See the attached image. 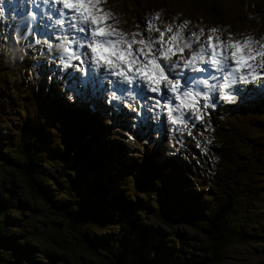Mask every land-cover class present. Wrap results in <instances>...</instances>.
I'll return each instance as SVG.
<instances>
[{"label": "trees", "instance_id": "16d2710c", "mask_svg": "<svg viewBox=\"0 0 264 264\" xmlns=\"http://www.w3.org/2000/svg\"><path fill=\"white\" fill-rule=\"evenodd\" d=\"M135 1L141 2L144 8L161 7L152 5L149 0ZM157 2L164 4L165 0H157ZM176 7L178 10L185 9L191 15L204 21L230 27L232 30L236 29V16L232 15L223 0H177ZM162 8L166 11L171 10ZM8 67L10 66L1 56L0 194L5 193L6 197L0 196V264L5 263L2 258L3 254L14 250L10 245L9 235H6L12 228V224L5 218L7 206L13 204H18L20 209L18 216L29 215L27 205L36 204L37 206L30 207V209L41 220L36 228V225L30 226V220L27 218L19 220L17 243L28 245L29 242L31 244L28 237L44 236L45 225L49 226L52 223L51 234L59 241L70 240L72 242V237L77 235L87 244L91 255L87 256L84 251H81L76 258L71 259L72 262L65 261L66 264H84L86 259L95 264L102 262L140 264L126 249L128 246L137 249L139 242L136 238L139 224L143 218H150L148 211L150 213L155 211L159 216L164 217L168 227L175 229L181 238H192V247L201 254L205 264H234L237 260L247 261L246 255L249 253L259 254V238L264 239V232H257L255 224L245 221L243 217L250 216L252 217L250 220L254 221L264 216V102L263 110L259 112V116H256L257 121L250 119L248 127L253 132L247 135V144L242 149L236 144L233 147L230 145L233 153L219 163L215 174L210 180H206L208 185L200 184V193L192 201L191 198L174 193L175 188H168L159 171H149L144 174V170L137 165V156L125 155L129 148L125 142L114 138L113 142L107 144L106 137L111 131L109 123H107L108 131L105 141L100 143L101 146L98 145L100 141L92 135L82 134L80 127L74 134L70 132L69 126L66 128L65 125L60 126L57 128L58 136L61 132L66 133L65 140L58 139L57 142H53L55 153L61 157L55 170L56 179L62 182L65 193L72 194L74 198L72 203L55 193L54 186L43 182L44 177L39 171L43 165L40 162L42 154L32 152V148L45 152L44 145L37 140L39 131H36V128H39V122L36 120L30 122L34 127L33 132L28 127L22 129L18 126L17 128L9 113L10 105L19 104V99L23 96L32 97L37 104L45 106L47 102L45 93L51 90L49 86L51 81H54V77L51 73L43 72L31 80H26V76L21 73L20 69L11 72L7 70ZM41 91L42 95H39ZM34 100L30 101L32 102L31 108L24 109L31 110L35 105ZM4 117L9 120V124H5ZM235 118L238 116L234 115L232 119ZM96 119L104 121L98 114L88 113L87 119L83 121L84 126L96 122ZM14 133L18 134L17 140L12 137ZM94 143L100 147H96ZM116 144H120L122 148L118 155L114 156L113 149ZM62 148L66 151L64 154L61 151ZM98 148L110 150L104 153L101 149L99 154ZM125 158H129V165L122 163L120 171L127 174L126 181H120L116 178L119 175L110 173L109 170L112 169L113 159ZM105 159H109L110 162L105 163L104 168H100V163ZM162 163L154 156L141 162V164L154 165ZM106 167L110 168L105 169ZM137 171L141 173V176L136 173ZM133 174L136 176L135 185L131 184ZM194 177L199 181L197 175ZM29 186H33L32 191L20 195L19 191ZM156 192L159 195H157V206L154 207L151 205L154 203L151 198L156 195ZM55 195H59L60 201L51 202V198ZM46 204L50 205L51 208L48 211L52 215L42 217V208ZM169 212H172V215ZM79 217L83 218L84 224H78ZM143 225L152 238L155 234L152 226L149 222ZM69 228L78 230L74 233ZM108 229L113 231L115 239L105 235ZM58 234L60 236H57ZM150 242L153 243L152 247L149 245ZM142 250L148 257L154 252L156 258H162L163 262L160 264H184L168 260L166 258L167 244L160 240L143 242L139 251L143 253ZM33 254L38 258L43 257L40 260L34 258L37 264H42L45 258L50 262V258L44 252ZM202 262L190 261L188 264H202ZM256 263L264 264V260L256 261ZM52 264H57V262Z\"/></svg>", "mask_w": 264, "mask_h": 264}, {"label": "snow or ice", "instance_id": "6c2138e0", "mask_svg": "<svg viewBox=\"0 0 264 264\" xmlns=\"http://www.w3.org/2000/svg\"><path fill=\"white\" fill-rule=\"evenodd\" d=\"M4 2L5 0H0V16L4 12ZM43 2L48 4L49 0ZM55 2L62 4V9L57 10L60 16L55 19V25L63 26L67 23L69 29L83 34L76 40L65 37L55 46L62 56H66L69 61L78 60L81 64L86 60L91 61L88 67L104 69L106 78L114 76L122 84L138 85L131 88L129 95L143 96L145 85L152 93L162 94L161 85H164L173 96L162 95L165 103L162 104L161 100L157 99L156 106L167 110V122L173 125L175 130H187L190 136L193 133L189 128V121H193L192 127L196 126L195 121H203L204 110L215 106L214 98L206 92L194 91L188 86L189 83H195L208 87L207 79L200 81L196 77L185 79L184 72L182 70L177 72L176 69H191L197 73L212 69L220 73L221 83L215 90L220 92V99L227 102L235 99L228 89L238 82L249 83V78L257 79L261 75V70H264V44L253 41L252 37L238 40L233 39L230 33L224 38L217 28L210 29L206 37L203 28L189 35L185 31L190 23L188 20L177 24H164L162 27L157 26L154 21L148 22L145 31L158 32V37L145 36L141 32L127 33L111 23L116 20V14L104 8L108 0H55ZM69 13L70 20L66 21L64 17ZM159 16L160 13H156V18ZM116 22L118 23V20ZM35 43H47L49 49L53 48V44L48 40L36 39ZM73 44L84 51H74ZM174 57L176 59H173ZM65 66L70 65L66 63ZM201 97L212 102L201 106L199 102ZM173 100L179 101V104H174ZM184 109L191 115H186ZM176 112L179 114H174ZM177 125H181L182 128H177ZM199 146L198 142L197 147Z\"/></svg>", "mask_w": 264, "mask_h": 264}, {"label": "rangeland", "instance_id": "374dc122", "mask_svg": "<svg viewBox=\"0 0 264 264\" xmlns=\"http://www.w3.org/2000/svg\"><path fill=\"white\" fill-rule=\"evenodd\" d=\"M33 0H11V5L13 6V8H15L16 12H18L19 14H22L23 16L21 18H19V21L17 22V26H16V38L15 40L21 44L24 41V36L25 35H29L34 33V36L32 38V54L37 52L38 49V44L35 43L36 39H40L41 36V30L42 28L45 27V25H47L48 23L45 20V16H44V11H42L41 16L38 20V25L37 26H29L26 25L27 22H32L31 17L29 20V17L27 15L26 12V8H27V4L31 3ZM261 1V3L259 2ZM109 5H111V8L116 12V13H129L130 10L127 7V3L125 0H117L115 2H113L112 0H108ZM223 3L225 6H227L229 3L235 5L233 8H229V10H231L232 15L236 14V13H243L247 10H249L251 12V15L249 17H247L242 24L238 26V29L242 28L243 26H246L248 24V22L250 21L251 18H255L257 13H255V8H259L263 5L264 0H223ZM8 6H9V0H5L4 2V12H6L8 10ZM188 13V11H187ZM2 17H4V13L2 15ZM261 17L264 19V12L261 14ZM6 18H8V15H6ZM162 23H166V20L163 19L161 20ZM22 23H25L22 26ZM134 20L130 22V24H133ZM146 27V25L144 26ZM135 28V27H133ZM34 29V31H30ZM3 31H7L8 30V24H5L3 26ZM194 31L198 32L197 29V25H194ZM263 33H264V26H263ZM4 32H0V36L3 35ZM6 36L10 35V32L5 34ZM7 40V39H6ZM27 40V38H26ZM25 40V43H26ZM255 40L257 42H263L264 41V36L257 34ZM1 39H0V55H1V51L5 50L3 49V47H1ZM29 43V42H28ZM58 45V44H57ZM195 47V45L193 46ZM57 49V53L60 56L59 59H47V68L56 71L58 68H66L67 69V74H66V80H65V89H63L60 93L59 92H55L53 91L52 94H46L47 98H48V106H47V110H44L46 105H39V104H35L33 106V108L31 110H29L28 114H25V121L21 122V127L23 128H29L31 130V132H33L34 127L31 125V121L36 120L39 123H42L41 126H39V128H36V131H39L38 135H37V140L44 145L45 147V152H41V149H35L32 148V152L36 151L39 155L42 154V156H44L45 158H49L51 157L52 159H55L57 162L61 160V157L58 156L55 153V146L53 145V142H57L58 139L61 140H65V133L66 132H61L60 136H58L59 132L55 129H53L50 125H47L46 127L43 124V121L45 120V118L50 117L52 119H54V117L52 116V114L48 113L49 110L52 111V113H54L57 117V122L59 123L58 126H56V128H59L62 125L65 124H69L73 130H75L79 125L83 124V121L87 118V113L86 112H81L79 115H76L75 118L71 119L70 114H76L77 110H71V111H67L69 110V108L72 105H78L77 101V95L79 94L78 90H69L67 88V86L71 87L73 86L75 83H78V81H75V78H73L74 76L79 77L80 71L76 74V72L74 71V68H76L78 65L76 63H70L69 60H67L66 56H62V53L60 52V50L58 48ZM43 52V56L47 53L48 48L45 47ZM185 55H187V52L185 53ZM33 58L30 57L29 60L31 61ZM28 61V60H27ZM68 64L70 66H65V64ZM89 64L88 61H86V63L84 64L85 67H87ZM84 67V68H85ZM12 71H15L16 68H9ZM27 72V71H26ZM29 72V71H28ZM60 75V74H59ZM101 77H103L104 75H100ZM114 81L118 82L119 79L118 78H114ZM105 82V81H104ZM183 83V82H182ZM100 85V84H98ZM84 92L85 94H87L86 97V105H91L93 106L94 104V100H90L91 94L93 93L92 90H90V87L88 88L85 84V88H84ZM62 94V95H61ZM39 95H42V91L39 93ZM101 99L102 100H106L108 102H110L111 100L109 99V97L107 96V94H101ZM70 98V100H68L67 98ZM129 100H134L133 98H129ZM132 103H129L127 106H131ZM32 106V102L29 101V98L27 96H23L20 97L19 99V104L18 106H11V117L13 118V120L15 121L14 124H16L18 126L19 121L22 119V116L19 115L18 111H17V107L18 108H31ZM104 106H107L110 108V105L107 104H101L98 106L99 109L103 108ZM78 108V107H77ZM260 109V106L258 104L255 103H251L248 105L247 111L246 112H242V111H236V113L239 114L240 116V120L242 121V126L245 127V125L250 122V119H254V121L256 120V116L258 115V111ZM90 110V108H89ZM107 119H105V122H101L100 120H97L98 124L104 125L105 127H107ZM237 120L235 121L236 124V129L238 130L239 133V138H240V142L242 144H246L247 143V138L245 137L246 134H244L243 132H241V128L239 125H237ZM41 129V130H40ZM246 129V128H245ZM45 131V132H44ZM250 132V131H249ZM251 133V132H250ZM112 134H117V131H113ZM119 137H121L122 139H125L124 134L121 132L118 134ZM14 140L18 139V134L14 133V135L12 136ZM14 145V144H13ZM130 145V150L131 152H136L137 153V147L135 144L133 143H129ZM122 148V146L120 144H117L114 148V154L117 155V153L119 152V150ZM63 153H65V149L62 148L61 150ZM134 152V153H135ZM104 162H108L107 159L104 160ZM128 161L126 160V162H124V164L127 166ZM46 168H50L49 165H45ZM116 168V173L117 175H119V178L121 180H125V177L127 176V174H125L124 172H121L120 169L122 168L120 166V163L117 162V165H115ZM139 176H141L140 172H136ZM44 177V176H43ZM33 186H29L27 188H25L24 190H20L19 193L24 194L26 192H30L32 191ZM157 195L158 192H156V195H154L151 199L154 202L153 206L156 207L157 206ZM0 196H5V193L0 194ZM82 198V197H80ZM18 204H13V205H8L6 208V216L5 218L7 219V222H10L12 224V228L9 229L8 234L6 233V235H9V238L11 239L10 241V245L13 246L14 250L12 252L10 251H6L2 258L5 260V263L2 264H6V262H9V264H34L36 263L35 259L40 260L43 259V257L38 258L36 257L33 253L35 252H44L46 256H48L50 258V262L48 261V259H44L42 264H52L54 262L60 263V264H66L65 261H70L72 262V258H76L81 251H84L85 255H91L88 252V246L87 244H85L83 241H81V238H79V236L74 235L72 237V242L70 240H63V241H59V239L54 236L53 234H51V227L53 226V224L51 223L49 226L45 225V228L43 230L44 236H40L38 238H33V237H28L30 239L31 244L28 245H23L20 243L16 242V237H17V224L19 225V220H24L25 218L30 220V226H35V228L37 227L38 224H40V218L35 216V213L33 210L30 209V207L33 206H37L36 204H29L27 205L26 209L27 212H29V215H23L21 214V216H18L20 214V209L17 206ZM176 208V207H175ZM177 209V208H176ZM252 217H244V220L249 221L251 223L255 224V228L257 230V232L261 233L264 232V216L261 217L260 219H256L254 221H250ZM84 220L83 218L79 217L78 218V224L82 225L84 224ZM99 225H102V223L100 222H96ZM89 224H91V222H89ZM70 230H73L74 233H76V231L78 229H72L69 228ZM70 232V231H69ZM39 233V232H37ZM66 233V232H65ZM105 235L109 238L115 239V235L113 233L112 230L108 229L105 232ZM57 236H60V234H58ZM261 241V248L259 250V254H247L246 258L247 261H240L237 260L234 262V264H260V263H256V261L259 260H264V239L259 238ZM61 242H63L61 244ZM38 244V245H37ZM151 247L153 246V243L150 242L149 244ZM82 246V249H81ZM75 248H77V250H74ZM262 249V251H261ZM126 251L133 256L134 258H136V261L140 264H156L157 263H162L163 260L162 258H156L155 253L153 252L152 255L150 257L146 256L145 251L142 250L143 253H141L139 250L133 248L132 246H128V248L126 249ZM261 251V253H260ZM260 255V256H259ZM104 256L107 257V254L104 253ZM35 258V259H34ZM152 258V259H151ZM65 259V260H64ZM132 262V261H129ZM37 264V263H36ZM84 264H95L93 261H90L89 259H86ZM101 264H106L105 262H102ZM129 264V263H128Z\"/></svg>", "mask_w": 264, "mask_h": 264}, {"label": "bare ground", "instance_id": "6f19581e", "mask_svg": "<svg viewBox=\"0 0 264 264\" xmlns=\"http://www.w3.org/2000/svg\"><path fill=\"white\" fill-rule=\"evenodd\" d=\"M44 8H47V5L43 2V0H37L36 4H35V12H36L35 20L38 18L41 10L44 9ZM50 14H51L50 12H48V11L46 12L47 17ZM78 37H76L75 40L78 39ZM72 47H73L74 51H77V52L84 51V49L76 48L75 44H73ZM82 59H84V57H82ZM201 66H203V65H201ZM95 72H97V70H95ZM100 75H104V74H95L94 78L97 79V80L98 79H103L105 82H107V80H112L113 77H114V76H107V78H106L105 75H104V77H101ZM117 93H120V89H118Z\"/></svg>", "mask_w": 264, "mask_h": 264}]
</instances>
